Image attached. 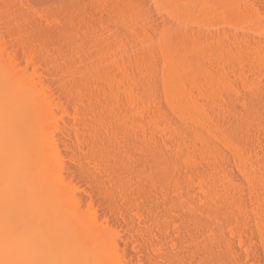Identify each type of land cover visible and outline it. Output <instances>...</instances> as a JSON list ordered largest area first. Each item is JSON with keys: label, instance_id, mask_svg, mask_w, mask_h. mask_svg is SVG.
Wrapping results in <instances>:
<instances>
[{"label": "bare ground", "instance_id": "bare-ground-1", "mask_svg": "<svg viewBox=\"0 0 264 264\" xmlns=\"http://www.w3.org/2000/svg\"><path fill=\"white\" fill-rule=\"evenodd\" d=\"M0 264H264V0H0Z\"/></svg>", "mask_w": 264, "mask_h": 264}]
</instances>
